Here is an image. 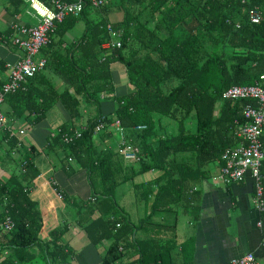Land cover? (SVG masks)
Masks as SVG:
<instances>
[{
    "label": "trees",
    "instance_id": "trees-1",
    "mask_svg": "<svg viewBox=\"0 0 264 264\" xmlns=\"http://www.w3.org/2000/svg\"><path fill=\"white\" fill-rule=\"evenodd\" d=\"M28 6L25 0H0V10L12 11L16 19ZM87 8L99 12L101 19L93 21ZM250 9L262 13L259 23L250 21ZM114 11L121 13V20H109ZM78 20L84 21L83 35L71 42L68 55L56 52L43 69L52 64L61 75L62 88L46 79L45 72L39 75L45 79L38 80L42 87H35L34 73L26 78L25 89L6 93L4 98L15 95L20 103L15 115L22 113L19 107L23 106L31 124L39 122L53 102L61 101L70 119L59 129V144H64L62 133L77 128L82 104L95 103L97 113L87 117L80 137L65 146L87 169L93 200L79 204L91 207L92 213L96 211L92 205L101 204L99 215L91 213L82 226L93 244L106 241L100 264H178L177 258L187 260L184 247L189 240L182 242L178 254L173 251L179 210L172 204L191 202L194 183L206 179L205 163L223 165L221 154L235 143L234 130L244 122L243 105L255 104L252 99H224L222 92L231 85L256 84L264 72V0H105L98 8L85 2L78 16L66 17L55 25L48 50H53V39ZM109 22L120 35L117 50L102 47L110 38L105 29ZM15 25L18 22L9 27L12 33ZM113 62L123 66L130 91L115 98L117 108L112 116H104L105 120L119 119L129 131L131 143L125 138L121 144L138 148L141 171L151 168L160 172L154 179L156 191L145 194L151 212L138 223L131 221L116 199L114 191L121 180L114 179L119 168L112 161L113 153L95 144V125L102 116L99 101L107 96L104 92L111 91ZM5 63L0 61V69ZM190 116L196 120L194 131L188 126ZM161 121L174 123L171 132L158 124ZM141 124L146 128H135ZM6 135L11 145L8 152L12 153L20 143L15 137L10 139L8 132ZM2 155L3 150L0 159ZM33 158L31 147L24 156L12 160L13 164L11 161L15 169L8 179H0V264H26L36 257L43 264H72L73 255L62 241L69 222L44 233L40 211L29 197L38 176ZM261 212L264 228V209ZM72 213L74 219L78 217V210ZM6 217L13 223L10 230L4 228ZM145 223L152 224L148 233ZM141 232L143 238L137 235ZM130 250L136 259L127 262Z\"/></svg>",
    "mask_w": 264,
    "mask_h": 264
},
{
    "label": "crops",
    "instance_id": "crops-1",
    "mask_svg": "<svg viewBox=\"0 0 264 264\" xmlns=\"http://www.w3.org/2000/svg\"><path fill=\"white\" fill-rule=\"evenodd\" d=\"M17 16L16 19L13 17L12 11L0 10V61L3 63L13 62L22 55L19 48L10 41V37L18 33L15 30L12 33L9 27L13 23L21 24L28 19L22 13ZM121 16L120 12L114 11L109 13L108 18L112 22H117L121 20ZM84 27L83 20L76 21L63 35H57L53 39V50H48V46L44 47L35 55L34 59L43 57L48 63L51 57H56V52L68 55L69 45L83 35ZM6 63L5 68L0 69V84L9 80ZM110 67L111 91L104 92L107 98L105 97L104 107H100V113L107 117L112 116L117 108L115 98L130 91L123 66L119 62H113ZM53 69L50 64L45 70L34 74L37 78V81L33 82L34 86L42 87L38 80L44 82L45 79L39 78V75L45 72V78L60 90L64 84H62L61 75H58ZM21 84L19 89L17 88L14 92L25 89V83L22 86ZM19 104L15 95H9L1 103V110L6 117L7 124L0 134V140L5 138L3 143L0 142V149L4 154L0 159V179L7 180L11 170L15 169L12 160L18 159L20 155L24 156L26 151L32 147L34 156L32 160L38 170V176L34 179L33 187L28 194L40 211L44 222V233L53 226H63L64 223L69 222L68 231L64 234L62 241L66 243V247L73 255L71 263L100 264V255L106 248V241L93 244L82 228L92 213L91 207L79 204V202L89 203L93 200L87 182V169L70 154V150L67 149L64 142H62L64 144H59V141L56 140L61 125L70 119L68 109L61 101H55L39 122L31 124L28 111L23 106L19 107L22 113L19 116L15 115L14 109ZM83 105L80 107L81 115L79 118L77 117L78 119L76 118L75 126L77 128L74 129L84 127L87 117H90L88 105ZM32 113L35 115V112ZM113 122L114 120L109 121L98 131L95 144L99 149L109 150L113 153L112 161L115 167L119 168L114 179L115 182L121 180L114 191L116 199L127 211L131 221L138 223L140 219L146 218L151 212L152 206L145 199V194L156 191L157 186L154 179L160 172L151 168L146 172L141 171L143 165L139 159L140 153H137L138 148L135 146H128L126 154L120 153L121 142L126 138L128 143H131V139L128 138L129 131H126L124 127L116 130ZM6 132L8 134L11 132L20 143L17 150L12 153L8 152V147L11 145L7 141ZM70 132L69 129L64 133ZM158 134L163 135L161 132ZM221 166L214 162L205 163L206 179L194 183L190 192L191 202L184 206L179 202L172 204L173 209L179 210L176 220V246L173 251L178 254L182 251V242L189 240V244L184 247L187 260L183 261L181 258H177L178 264H227L230 259L247 252H252L255 255L257 264H264L262 212L252 205L255 192L254 181L247 174L245 180L240 183H224L218 177ZM211 169L213 170L211 171ZM58 193H61V199L57 196ZM100 206L101 204L99 206L92 205V209L96 210L92 216L99 215ZM75 210H78V217L74 219L72 211ZM158 217L156 215L155 219L157 220ZM149 225L152 226L149 223L144 224L147 233L151 229H148ZM143 234L141 232L137 235L143 238ZM101 249L102 252H99ZM135 259V252L130 250L125 261L130 262ZM40 261V258L36 257L35 260L26 264H39Z\"/></svg>",
    "mask_w": 264,
    "mask_h": 264
},
{
    "label": "built area",
    "instance_id": "built-area-1",
    "mask_svg": "<svg viewBox=\"0 0 264 264\" xmlns=\"http://www.w3.org/2000/svg\"><path fill=\"white\" fill-rule=\"evenodd\" d=\"M30 8L27 14L30 20L36 24L33 26L15 25L13 28L18 35L11 36L12 44H16L25 54L13 62L6 63L9 70V80L4 82L0 88V105L4 100V95L14 92L19 85L32 76L40 69L45 60L38 62L32 60V55L39 47L47 44L51 39L52 31L57 22L62 21L68 15L78 16L87 1L91 6H100L103 0H74L72 2L62 0H25ZM249 19L252 23H259L262 20V13L257 9H250ZM106 29L111 38L102 44L104 49H116L121 46V41L111 25H107ZM26 36V37H25ZM224 99H252L253 103H246L242 107L241 114L244 122L238 124L234 130L235 144L226 147L221 159L223 165L220 168L218 177L224 183L242 182L246 175L249 174L254 181V197L252 205L257 210L264 209V72L259 76V81L253 85H231L222 92ZM108 121L102 115L97 124L95 131L101 130ZM116 130L123 128L119 119H115L112 123ZM6 128V117L0 108V131ZM136 129L143 130L146 128L144 124L136 125ZM80 129H73L70 133H63L65 142L71 140L72 137L79 138ZM125 143V142H124ZM128 146L121 144L120 153H125ZM1 153V149H0ZM57 196L61 199V193ZM13 226L9 217L5 218L4 228L10 230ZM227 264H257L255 255L247 252L239 257H234Z\"/></svg>",
    "mask_w": 264,
    "mask_h": 264
},
{
    "label": "rangeland",
    "instance_id": "rangeland-1",
    "mask_svg": "<svg viewBox=\"0 0 264 264\" xmlns=\"http://www.w3.org/2000/svg\"><path fill=\"white\" fill-rule=\"evenodd\" d=\"M86 11L88 12V16L90 17V18H92L93 19V21H98V20H100L101 19V16H100V14H99V12H93V10L91 9V8H87L86 9ZM83 23V22H82ZM84 29H85V27H84ZM71 33H73V32H71ZM107 98V97H106ZM106 101V99L105 98H102V99H100V101H99V108L101 107V108H103L104 107V102ZM101 108H100V110H101ZM88 110H89V113H88V115L89 116H94L96 113H97V105H95V103H93V102H91V103H88ZM190 115H194V112H192V113H190ZM192 117L190 116L189 117V120L191 119ZM158 124H160L162 127H164L165 129H167L168 131H170L172 128H174V123H172V122H170V121H167V122H165V121H161V122H158ZM188 126H189V129L191 130V131H194L195 129H196V120L195 119H191L189 122H188ZM171 132V131H170ZM169 132V133H170ZM175 133H177V130H175ZM98 134V131H96V134L95 135H97ZM114 145V144H113ZM213 169H211V171H212ZM218 175V174H217ZM216 178V180L218 179L217 178V176L215 177ZM212 179H213V177H212ZM211 179V180H212ZM214 181V180H213ZM219 182V181H218ZM40 250V249H39ZM99 252H102V249H101V251L99 250ZM39 264H43V262L41 263V261L39 262Z\"/></svg>",
    "mask_w": 264,
    "mask_h": 264
},
{
    "label": "bare ground",
    "instance_id": "bare-ground-1",
    "mask_svg": "<svg viewBox=\"0 0 264 264\" xmlns=\"http://www.w3.org/2000/svg\"><path fill=\"white\" fill-rule=\"evenodd\" d=\"M104 2H105V0H103ZM85 2H87V1H84V3ZM104 2H103V4H104ZM88 3V2H87ZM89 4V3H88ZM102 4V5H103ZM90 5V4H89ZM102 5H100V6H102ZM91 6V5H90ZM100 6H96V7H94V6H91V7H94V8H98V7H100ZM30 8V6H28L25 10H24V14H25V16L27 17V21H25V22H23V23H21V24H18V25H26V26H33L34 24H36L34 21H32V20H30L29 19V17H28V14H27V9H29ZM70 16H74V15H68V16H66V17H70ZM66 17H64V19L66 18ZM64 19H62V21L64 20ZM62 21H60V22H62ZM60 22H57V23H60ZM56 23V24H57ZM111 25V27H112V24L111 23H107L106 25H105V29H106V26L107 25ZM15 30V29H14ZM106 31H107V29H106ZM15 32H16V30H15ZM14 35H18V34H13V36ZM26 37V36H25ZM110 38H111V36H110ZM109 38V39H110ZM108 39V40H109ZM118 39L120 40V35H118ZM107 40V41H108ZM121 41V40H120ZM51 42V39H50V41L47 43V44H45V45H43V46H41V47H39V49L32 55V60L34 61V62H38L39 60H41V59H44L45 60V63H44V65L40 68V69H38L35 73H37V72H39V71H41V70H43L44 69V67L46 66V63H47V60L45 59V58H43V57H39L38 59H34V57H35V55H37L38 53H39V51L42 49V48H44V47H46V46H48L49 45V43ZM106 42V41H105ZM13 45H15L16 47H18L19 48V50L21 51V53H22V55H21V57L25 54V52H23L22 51V49H20V47L18 46V45H16V44H13ZM121 47V46H120ZM119 47V48H120ZM119 48H116V49H110V50H117V49H119ZM20 57V58H21ZM23 82H25V81H23ZM22 82V83H23ZM2 131V130H1ZM1 131H0V134H1ZM9 137L11 138V137H14V135L10 132V134H9ZM73 138H75V137H72L71 138V140H69V141H67V142H65L64 141V139H63V135H62V141L65 143V144H68V143H70L71 141H72V139ZM76 139V138H75Z\"/></svg>",
    "mask_w": 264,
    "mask_h": 264
},
{
    "label": "clouds",
    "instance_id": "clouds-1",
    "mask_svg": "<svg viewBox=\"0 0 264 264\" xmlns=\"http://www.w3.org/2000/svg\"><path fill=\"white\" fill-rule=\"evenodd\" d=\"M103 95H104V94H103ZM103 95H102V96H103ZM100 98H103V97H100ZM80 128H83V129H84V127H80ZM80 128H78V129H80ZM83 129H82V130H83Z\"/></svg>",
    "mask_w": 264,
    "mask_h": 264
}]
</instances>
